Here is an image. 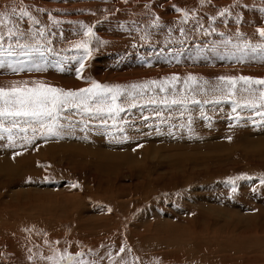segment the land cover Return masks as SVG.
I'll return each instance as SVG.
<instances>
[{
    "label": "rangeland",
    "instance_id": "1",
    "mask_svg": "<svg viewBox=\"0 0 264 264\" xmlns=\"http://www.w3.org/2000/svg\"><path fill=\"white\" fill-rule=\"evenodd\" d=\"M21 7L39 23L10 16L25 35L0 40V86L124 91L60 136L0 132V264H264V106L219 79H264V0H0Z\"/></svg>",
    "mask_w": 264,
    "mask_h": 264
},
{
    "label": "snow or ice",
    "instance_id": "2",
    "mask_svg": "<svg viewBox=\"0 0 264 264\" xmlns=\"http://www.w3.org/2000/svg\"><path fill=\"white\" fill-rule=\"evenodd\" d=\"M179 11V9H178ZM225 12L228 10L225 9ZM223 14V13H222ZM187 13L184 16L187 17ZM10 16H17L22 19L27 17L31 20L33 24H38L39 21L30 16L29 11L21 7L19 12L16 8H12L11 13L0 14V40H3L5 36L9 39L19 38L25 35L19 30L18 25L14 27H8ZM154 21V23H157ZM14 23V22H13ZM259 35L264 37V29H257ZM40 35H43V30H40ZM84 35L91 39L94 35L91 28H87ZM89 40H85L76 45L77 48L84 49L87 55H91V50L89 49ZM18 44V40H17ZM19 46V45H18ZM11 47V46H10ZM248 47V45H245ZM257 47L264 48V45H258ZM255 50V49H253ZM8 55L12 56L14 53L9 50L3 49V45L0 44V56ZM23 61L19 64H8L11 68L12 73L16 74L23 71ZM0 64V67H3ZM84 64L81 63L80 68L77 69L78 77L83 70ZM178 79V77H171L170 80H165L161 82L160 90L164 91V85L173 84ZM189 81L195 80L194 77L189 76L187 78ZM227 94L223 99H232L236 103V107H240L241 104L235 102V95L238 90V85H242L239 91L248 93L250 98L244 100V106L246 107H257L264 106V87H254V86H264V79H254L247 76L240 77H220L219 78ZM152 85H156V81L149 82ZM34 86H27V82L13 81L10 87L0 86V132L8 133L9 145L14 146V140L12 136V130L14 128L19 129L21 132H26L28 130L27 125L32 128L33 132L37 131L35 126H38L41 130V134L44 136H60L61 129L65 125L61 124V119H67L63 116L69 109H79L85 113L92 112H104L109 113L116 111V100L124 91L119 85L110 87L108 85H102L95 81H91V86L87 88H81L77 91L64 90L62 88H56L51 86H45L40 82H33ZM133 89H144L147 85H132ZM221 89H217L220 91ZM108 94H111V103H107ZM259 101V105L257 104ZM182 101L173 100L172 103H180ZM194 103H199V101H193ZM235 111V108L233 109ZM264 115V113H261ZM7 124V126H5ZM3 139V136H0ZM25 143H31L32 139L24 137ZM20 153H17L19 155ZM76 187V185H73ZM121 253L125 251L124 248L119 250ZM130 251V249H129ZM84 253L78 252L75 256L70 255L67 251L61 253H56L55 257L49 256L47 259L52 261V264H76L79 257H82ZM111 255V254H109ZM79 264H88L86 260H80Z\"/></svg>",
    "mask_w": 264,
    "mask_h": 264
},
{
    "label": "bare ground",
    "instance_id": "3",
    "mask_svg": "<svg viewBox=\"0 0 264 264\" xmlns=\"http://www.w3.org/2000/svg\"><path fill=\"white\" fill-rule=\"evenodd\" d=\"M133 249V248H132ZM147 251V250H146ZM144 253V252H143ZM145 254V253H144ZM147 254V253H146ZM148 255V254H147Z\"/></svg>",
    "mask_w": 264,
    "mask_h": 264
}]
</instances>
